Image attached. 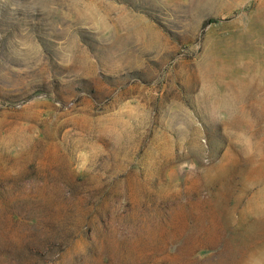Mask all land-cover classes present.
<instances>
[{"label":"rangeland","instance_id":"374dc122","mask_svg":"<svg viewBox=\"0 0 264 264\" xmlns=\"http://www.w3.org/2000/svg\"><path fill=\"white\" fill-rule=\"evenodd\" d=\"M0 264H264V0H0Z\"/></svg>","mask_w":264,"mask_h":264}]
</instances>
